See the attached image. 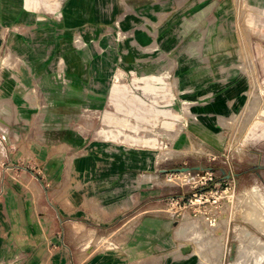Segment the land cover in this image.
Returning a JSON list of instances; mask_svg holds the SVG:
<instances>
[{
  "label": "crops",
  "instance_id": "obj_1",
  "mask_svg": "<svg viewBox=\"0 0 264 264\" xmlns=\"http://www.w3.org/2000/svg\"><path fill=\"white\" fill-rule=\"evenodd\" d=\"M197 5L192 16L186 13ZM244 12L248 20L261 22L264 40V0H0V134L14 141L18 125L19 143L39 150L31 160L44 171L48 185L58 186L50 196L60 214H74L78 219L112 214L104 226L72 221L76 232L62 236L59 229L50 231L46 220L50 207L48 202L43 204L44 234L24 241L39 246L38 252L32 248L17 256L22 264H195L191 254L173 251L176 240L168 235L173 221L156 218V212L144 217L148 208L159 207L160 199L146 200L145 189L139 187L151 181L145 180V174L137 182L132 177L133 168L145 166L140 152L121 158L114 170L103 171L98 162L96 171L79 170L73 155L103 148L93 139L87 153L73 152L90 141L68 120L85 110L89 114L105 110V115L118 112L107 109L112 106L114 68L169 70L212 134L188 131L208 146L221 148L225 140L220 132L249 100V76L236 66L239 28L224 26V22L242 20ZM254 37L251 46L258 51ZM61 75L64 81L59 80ZM67 81L73 87L70 91L50 86ZM33 86L51 90L44 93L49 102L39 108L26 101L25 93ZM136 95V102H141ZM139 126L138 131H144ZM259 130L252 127L254 141L264 131ZM134 131L129 125L125 128L126 133ZM253 164L263 167L264 157ZM260 173V177L252 175L263 183L264 170ZM117 181L132 182L136 189L107 203L129 186L116 188ZM130 212L135 215L118 227L126 235L120 236L119 244L134 246L122 252L94 251L82 233L95 235Z\"/></svg>",
  "mask_w": 264,
  "mask_h": 264
},
{
  "label": "rangeland",
  "instance_id": "obj_2",
  "mask_svg": "<svg viewBox=\"0 0 264 264\" xmlns=\"http://www.w3.org/2000/svg\"><path fill=\"white\" fill-rule=\"evenodd\" d=\"M198 6L190 8L186 13L192 16ZM248 17L244 12L242 20L224 22V26L228 25L229 29L239 28L240 54L236 66L249 76L250 89L244 111L230 117L227 128L220 132L225 137H222L225 142L221 148L208 146L201 138L188 131L192 128L205 136L212 134L205 128L196 109L190 107L186 94L182 92V84L174 82L173 74L169 70L155 71L150 68L137 71L114 68L112 106L107 109L118 112L115 111V115H105V110L93 114L85 110L76 118L68 120L90 141L86 146L72 150L73 152L78 155L87 153L93 139L103 148V151L91 149L89 154L83 156L73 155L75 167L79 170L96 171L97 162L98 168L103 171L108 168L114 170L120 167L121 158H129L133 153L140 152V162H144L145 166L133 168L135 175L132 177L137 182L140 175L145 174V180L151 181L140 184L139 187L145 189L146 200L153 196L160 199L159 207L148 208L149 213L146 212L144 217L156 212V218L173 221L168 234L176 240L177 248L173 251L191 254L195 264H264V254L257 248L253 252L249 248L248 238L239 240V234L236 233L238 228L245 226L252 234L264 240V233L249 222L253 212L249 208V201L245 200L246 194L251 190H257L264 197V182L256 180L252 174L244 173L245 169L264 157V131L260 133L264 129V40L260 33L261 22L248 20ZM254 24L255 30L252 29ZM253 35L258 51L257 48L253 51L251 46L250 38ZM63 67L60 64L58 69L62 71ZM53 73L58 74L56 70ZM59 80L64 81L62 75ZM64 84L55 83L50 86L61 89L65 87L68 91L73 88L68 81ZM42 89L33 86L25 93L27 103L33 105V108L49 102L44 93L51 90ZM136 94L141 102L134 99ZM128 125L136 131L126 133L125 128ZM137 125L144 128V131H138ZM254 125L260 129L255 141L251 139ZM16 127L15 139L12 137L14 141H10L7 135L0 134V264H10V261L22 264L17 256L32 248V252H38L39 246L36 248V245L24 244V241L30 236L44 234L41 212L43 204L48 202L50 207L46 220L51 232L59 229L62 236L67 233L72 235L76 232V229L73 231L72 221L83 219H78L74 214L65 217L58 212V203L50 196V192L58 186L46 183L44 171L31 160L39 150L20 144L22 134L18 125ZM183 166H199L200 169L185 172L170 170ZM159 169L162 171L159 172ZM210 176L212 180L209 179ZM115 184H118L116 188H124L126 184L129 186L124 193L106 200L107 203L119 201L136 189L128 181H117ZM195 190L205 192L201 199L193 198L191 203L187 202L185 205L183 202L170 204L172 198L183 194L191 197ZM70 191L73 194L72 187ZM134 215L135 212L126 213L120 222L105 230H99L95 235L82 234L91 241L89 245L96 252L126 251L134 245L119 244L125 232L118 231V227ZM111 216L112 214L99 219L86 217L83 220L88 226H104ZM219 245L221 251L216 249ZM244 246H249L247 249L250 252L243 251ZM51 247L53 246L50 245L49 248Z\"/></svg>",
  "mask_w": 264,
  "mask_h": 264
},
{
  "label": "bare ground",
  "instance_id": "obj_3",
  "mask_svg": "<svg viewBox=\"0 0 264 264\" xmlns=\"http://www.w3.org/2000/svg\"><path fill=\"white\" fill-rule=\"evenodd\" d=\"M171 155H172V153H171ZM242 197H244V196H242ZM245 200L249 201V205H250L249 208L252 210L251 212H253L252 213V217L249 218V222H251L252 225H254L258 230H261L264 233V197L257 190H254V191L251 190V192L246 194V199ZM245 200H243V201L247 202ZM236 233L239 234L238 235L239 238H240L239 240H243L244 241L246 238H248V241H249V244H250L249 245L250 247L249 246L248 247L251 248V250L253 252H254V250L256 251V248H257V250L261 254H264V240L259 239L258 238L259 236L257 237L256 235L252 234V232L248 228L246 229L245 226L238 228V231H236ZM245 245L247 246L246 243H245ZM248 247L244 246L243 251L244 250L247 251ZM220 248L221 247L219 245V248L217 247L216 249L218 251H221V250H219ZM237 249H238V247H237ZM248 251L250 252V250H248ZM248 251H247V253H248ZM241 256H243V255H241ZM248 256H249V254H248ZM235 260H236V257H235ZM232 264H237V263H232Z\"/></svg>",
  "mask_w": 264,
  "mask_h": 264
},
{
  "label": "built area",
  "instance_id": "obj_4",
  "mask_svg": "<svg viewBox=\"0 0 264 264\" xmlns=\"http://www.w3.org/2000/svg\"><path fill=\"white\" fill-rule=\"evenodd\" d=\"M209 179L212 180V177L210 176ZM204 193L205 192H203V191L195 190V191H193L191 193V197H188L185 194L179 195V196H176V198H172L170 204L171 205H174V202H175V204L180 203V202H183L184 205H185L187 202H190L191 203L194 200L193 198L199 197L201 199L203 197ZM195 200H197V199H195Z\"/></svg>",
  "mask_w": 264,
  "mask_h": 264
},
{
  "label": "flooded vegetation",
  "instance_id": "obj_5",
  "mask_svg": "<svg viewBox=\"0 0 264 264\" xmlns=\"http://www.w3.org/2000/svg\"><path fill=\"white\" fill-rule=\"evenodd\" d=\"M264 167V166H263ZM262 166H258V165H254V166H252V167H249L248 169H245V171H244V173L246 174H252V173H255L258 177H260L261 176V173H260V171L261 170H264V168H263ZM249 171V172H248ZM242 174H243V172H241Z\"/></svg>",
  "mask_w": 264,
  "mask_h": 264
},
{
  "label": "water",
  "instance_id": "obj_6",
  "mask_svg": "<svg viewBox=\"0 0 264 264\" xmlns=\"http://www.w3.org/2000/svg\"><path fill=\"white\" fill-rule=\"evenodd\" d=\"M192 169L199 170L200 167L199 166H194V167L193 166L192 167H190V166H183V167L173 168V170L176 171V172H185V171H190Z\"/></svg>",
  "mask_w": 264,
  "mask_h": 264
}]
</instances>
